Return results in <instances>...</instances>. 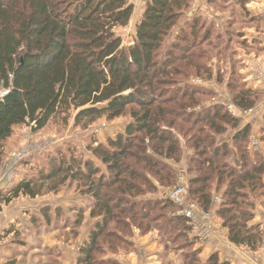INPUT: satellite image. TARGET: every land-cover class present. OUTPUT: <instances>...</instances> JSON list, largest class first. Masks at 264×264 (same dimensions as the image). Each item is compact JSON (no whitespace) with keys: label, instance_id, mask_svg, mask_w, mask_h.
<instances>
[{"label":"trees","instance_id":"trees-1","mask_svg":"<svg viewBox=\"0 0 264 264\" xmlns=\"http://www.w3.org/2000/svg\"><path fill=\"white\" fill-rule=\"evenodd\" d=\"M191 1L145 0L133 41L124 45L115 28L128 25L134 10L129 0H0V89H8L0 98V160L15 128L33 124L39 130L71 107L75 124L129 116L123 132L90 147L100 165L58 150L45 156L42 168L22 173L0 190L1 210V204L19 197L57 193L72 179L82 182L90 216L99 219L89 227L74 264H118L106 254L131 245L133 226L142 234L157 228L165 241L179 236L172 231L186 233L184 216H166L174 207L171 201L144 198L158 190L153 178L161 186L174 183L176 172L166 160H178L183 145L194 150L188 171L199 173L189 179V190L205 210L212 188L224 186L217 214L229 241L253 249L262 238L258 225L248 224L254 216L249 197L264 192V155L250 158L246 152L251 125L240 126L222 105L188 111L204 91L182 81L190 72L206 75L205 45L218 48L212 45L211 22L183 19ZM196 48L201 58L194 57ZM233 86L238 108L255 106L257 90L244 88L243 82ZM229 129L234 131L230 141L217 140ZM50 209L38 211L48 223ZM74 212L79 225L83 209L77 206ZM14 228L3 230L9 234ZM185 241V264H231L215 252L203 262L199 250Z\"/></svg>","mask_w":264,"mask_h":264},{"label":"rangeland","instance_id":"rangeland-1","mask_svg":"<svg viewBox=\"0 0 264 264\" xmlns=\"http://www.w3.org/2000/svg\"><path fill=\"white\" fill-rule=\"evenodd\" d=\"M129 1L134 10L128 25L115 28L116 34L122 38L124 45L133 41L135 28L140 20L145 2V0ZM192 16L200 17L213 24L214 30H212L211 36L214 44L212 45L216 44L218 48L205 45L208 58L204 63L209 69L206 75L196 76L190 72L188 78L182 81V84L193 85L204 91L197 95L198 104L191 106L188 111L198 113L205 107L222 105L232 116L239 118L240 126L251 125L246 149L250 158L256 157L257 152L264 155L262 139L264 136V0H192L190 9L183 19ZM175 30L173 34L176 33ZM173 34L169 36L171 39H173ZM216 35L219 36L218 40H215ZM194 51V57L197 55L201 58L197 48ZM235 81L237 84L243 82L244 88L257 90L260 95L255 106L249 111H243L233 102ZM75 115V109L71 107L66 112L55 113L39 130H33L31 124L15 128L13 135L5 144L6 147L0 160V190L13 185L21 178L22 173L35 172L42 168L47 163L45 156L57 155L58 150L67 156L73 154L78 158L92 159L100 165V161L94 157L90 147L94 146L95 142L105 143L107 138H114L117 133L124 131V127L129 121L127 115L119 116L113 121H108L103 116L93 123L86 124L85 121H81L79 124H75ZM102 121H105L107 126L98 130L99 132H94L93 128L101 124ZM233 133L234 131L229 129L218 135L217 140L230 141ZM194 155L192 148L183 145L178 160H166V163L176 172L174 183L161 186L157 179L153 178V183L158 187V190L155 194L147 192L144 198L162 199L165 197L174 204L173 208L167 209L166 216H182L179 213L181 202L172 201L170 197L172 189L182 183L187 188L182 199L183 204L189 205L195 201L196 214L208 215L203 223L206 232H203L199 227L200 224L191 225L187 220L186 233L172 231V236L178 234L179 236L175 237L173 241H165L164 235L157 228L142 234L133 226L131 228L132 235L128 238L131 245L127 248L119 247L118 252H108L106 257L121 264L123 253H140L141 245L137 244L139 237L150 236L151 244L161 252L158 254L160 264H185L182 254L189 250V248L183 247V243L187 242L186 238L189 240L192 250H199L198 257L203 262L206 261V259L203 260V249L212 247V252L217 253L219 260H227L231 264H264V192L262 195H258V192L252 193L249 197L253 202L251 213L254 216L248 224H257L260 233L262 231V238L257 247L251 249L247 245L233 244L228 239V230L223 226V220L217 214L221 207L224 186L220 190L212 188V202L208 210H205L191 195L189 179L193 173H199L196 170L192 173L188 171L191 158L196 157ZM24 159H26L25 161L28 159V164L24 163ZM230 160L234 159L231 157ZM81 185L82 182L72 179L61 185L57 193L49 192L34 198L19 197L7 205L8 213L15 216L14 223L11 224V226H15V230L9 234L3 229L0 230V241H6L3 243L4 248H7L11 255L4 262L7 264H52L53 262L62 264L63 253L60 249L57 252V246L51 244L53 241H57L60 246L63 244L72 246L78 254L79 246L88 236L89 227L99 219L90 216L91 202L89 197L81 193ZM1 206L3 207L4 204ZM43 206L51 208L48 217L49 223L38 213ZM77 206L83 209V220L79 225L74 224V218H76L74 209ZM58 208V212L57 210L55 212V209ZM85 233L87 234L86 238L81 240ZM215 235L223 237L225 241L219 250L213 244L217 240ZM53 237L55 238L53 239Z\"/></svg>","mask_w":264,"mask_h":264},{"label":"crops","instance_id":"crops-1","mask_svg":"<svg viewBox=\"0 0 264 264\" xmlns=\"http://www.w3.org/2000/svg\"><path fill=\"white\" fill-rule=\"evenodd\" d=\"M10 204L11 203H9L8 205ZM8 209H9L8 206L4 205L2 209L0 210V230L14 223L13 219L15 216L11 213H8ZM86 236L87 234L85 233V236L81 240L86 238ZM54 238L55 237H53V239ZM215 239L217 240L215 243L213 242V244L216 246V249L219 250L220 246L222 247L223 243H225L224 238L223 237L220 238L218 235H215ZM151 241L152 239L150 238V236L139 237L137 244L141 245V248H139L140 253L138 254L135 252L134 253L133 252L123 253L121 256L122 258L121 264H160L161 263L160 256L158 254H160L161 252L160 250L157 249V247L151 244ZM5 242H6L5 240L0 241V264H7L6 262H4V260L6 258L8 259V257H11V255L9 254V251H7V248H4L5 246L3 243ZM51 244L58 247V248L56 247L57 252L61 250V252L63 253V258L61 260L62 264H74L76 257H77V253L75 249L72 248V246H69L68 244L67 245L63 244L60 246V244L57 241L56 242L53 241V243ZM211 248L203 249V253H202L204 255L203 260L207 259L209 254L213 253L212 252L213 249Z\"/></svg>","mask_w":264,"mask_h":264},{"label":"built area","instance_id":"built-area-1","mask_svg":"<svg viewBox=\"0 0 264 264\" xmlns=\"http://www.w3.org/2000/svg\"><path fill=\"white\" fill-rule=\"evenodd\" d=\"M7 92H8V89H0V98L3 97L5 94H7ZM31 125H33V124H31ZM106 126H107V123L105 121H102L101 124H99L98 126L93 128V131L99 132L101 130V128H105ZM186 192H187L186 186H184L182 183H179L177 185V187L172 189V191L170 193V197H171L172 201H175V202L180 201L181 202V208L179 210V213L189 221V224H191V225H197V224L199 225L200 224L199 227L202 228L203 232H206V230L204 228L205 225H203V223H204V221L208 215H202L199 213L196 214L195 210L197 208H196L195 201H192V203L189 205L183 204L182 199L184 198Z\"/></svg>","mask_w":264,"mask_h":264}]
</instances>
